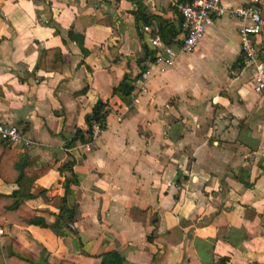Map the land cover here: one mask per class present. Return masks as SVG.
Returning <instances> with one entry per match:
<instances>
[{
	"label": "crops",
	"instance_id": "obj_1",
	"mask_svg": "<svg viewBox=\"0 0 264 264\" xmlns=\"http://www.w3.org/2000/svg\"><path fill=\"white\" fill-rule=\"evenodd\" d=\"M141 1L145 33L135 0H0V122L23 129L33 147H9L45 170L24 203L50 225L52 198L77 179L65 196L76 218L61 234L0 216V264H264V90L237 65L239 22L215 19L158 72L143 47L181 37L184 0ZM261 9L264 20V0ZM256 41L264 56V24ZM53 49L54 68L39 66ZM146 69L118 119L126 100L115 89ZM99 100L103 132L89 150L65 147ZM15 188L0 177V193Z\"/></svg>",
	"mask_w": 264,
	"mask_h": 264
},
{
	"label": "built area",
	"instance_id": "obj_2",
	"mask_svg": "<svg viewBox=\"0 0 264 264\" xmlns=\"http://www.w3.org/2000/svg\"><path fill=\"white\" fill-rule=\"evenodd\" d=\"M181 16V37L173 44L164 43L158 35L148 37V47L152 54L146 58L149 65H154L158 72L164 71L173 65L177 56L182 53L192 52L202 39L206 29L215 19L227 15L238 20L239 36V68L250 69L254 81V90H264V56L259 55L256 37L261 33L264 20L262 16L261 0H245L239 7L228 8L221 0H184L177 4ZM148 25L141 24L139 31L145 33ZM147 63V64H148ZM146 70H141L139 75L132 78V90L128 101L117 112L120 119L137 101L138 95L145 90ZM104 127L98 123L92 126V139L84 142L83 146L89 150L90 144L98 137ZM0 142L10 147L21 149L32 148L34 142L28 138L23 129L17 125L0 122Z\"/></svg>",
	"mask_w": 264,
	"mask_h": 264
},
{
	"label": "trees",
	"instance_id": "obj_3",
	"mask_svg": "<svg viewBox=\"0 0 264 264\" xmlns=\"http://www.w3.org/2000/svg\"><path fill=\"white\" fill-rule=\"evenodd\" d=\"M135 5L136 8L133 11L135 20L140 21L141 24L149 25L152 17L146 14L143 2L141 0H135ZM163 39L166 44L170 43V40L166 38ZM143 48L145 52L143 57H148L152 54V51L149 50L146 45H144ZM58 56L59 51L57 49L43 51L39 66L45 69L54 68V63L58 62ZM46 63L52 65L48 66ZM131 82L129 75L125 74L122 81L115 89V92H119L126 101H128L130 92L133 88ZM106 115V104L101 100L97 101L92 112L85 117L87 129L83 131L77 128L73 137L66 141L65 147H73L78 141L86 142L91 140L93 124L98 123L101 127H104L106 124ZM72 164L73 162L66 163L64 167L72 171ZM44 171L45 170L33 169L31 163L19 153V150L0 143V177L7 183H15L17 185V188L9 194L0 193V216L13 224L21 226L34 224L51 228L55 233L61 234L62 229L70 227L76 218V209L67 208L65 196L70 192V185L76 183L77 179L74 174H72L71 178H66L64 180V195L62 197L55 196L52 198V203L58 209V212L55 214L54 222L48 225L44 217L37 214V210L27 207L24 203L25 199L34 195L30 191V187L34 179L42 175ZM42 192L43 190L40 191V193ZM111 254L114 255L116 253L113 252ZM102 264L106 263L102 261Z\"/></svg>",
	"mask_w": 264,
	"mask_h": 264
}]
</instances>
